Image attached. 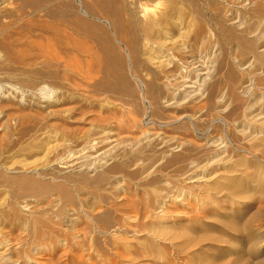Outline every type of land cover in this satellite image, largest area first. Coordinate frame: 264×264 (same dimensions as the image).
Segmentation results:
<instances>
[{
  "label": "bare ground",
  "instance_id": "1",
  "mask_svg": "<svg viewBox=\"0 0 264 264\" xmlns=\"http://www.w3.org/2000/svg\"><path fill=\"white\" fill-rule=\"evenodd\" d=\"M141 1L0 5V156L24 157L0 158V264H44L36 257L47 250L58 256L50 264H174L165 244L174 248L177 241L188 251L176 262L188 264L192 248L215 239L193 225L166 227L175 218L168 208L190 198L203 207L223 192L237 194L220 187L239 171L240 160L229 154L233 141L238 153L264 147V120L249 117L255 107L241 100L264 82V0H258L257 20L240 22L244 56L250 53L260 64L240 70L241 85L238 72L229 73L223 79L228 88L214 81L210 64L188 66L175 81L158 82L161 61L152 60L168 39L173 44L188 15L181 1L172 0L142 21ZM183 1L191 13L212 3ZM210 20L220 41L233 45L231 29ZM13 102L19 114L4 115V121L3 108ZM214 119L235 137L198 136L199 128L210 135ZM58 135L68 144L54 161H31ZM180 164L193 176L176 195L162 178L167 167ZM222 167L229 171L209 177ZM198 172L203 176L188 187ZM148 186L155 187L154 204ZM191 215V224H199L198 210ZM15 232L35 238L36 249L15 258L23 246L11 243Z\"/></svg>",
  "mask_w": 264,
  "mask_h": 264
},
{
  "label": "rangeland",
  "instance_id": "2",
  "mask_svg": "<svg viewBox=\"0 0 264 264\" xmlns=\"http://www.w3.org/2000/svg\"><path fill=\"white\" fill-rule=\"evenodd\" d=\"M171 1L142 0L138 9V16L142 21H147L158 15L166 8V4ZM180 1L179 8H182L183 13L188 15L185 19L183 30L173 37L175 39L173 44H170L168 39L166 41L168 46L162 47L163 52L158 53L156 57L151 56V58L154 57L152 61H161L155 70L159 75L158 82L163 84L171 80L175 81L188 66L202 68L206 64H210L215 69L214 81L219 82L222 87L228 88V84L223 79H226L232 71L238 72L240 82L236 84L241 85L240 70H243L248 65H258L260 60L254 58L250 53L244 56L246 52V37L241 32L243 25L240 22L257 20L258 16L255 10L261 2H258V0H212L209 7L205 4H199L196 12L191 13L192 9L189 6V2ZM4 2L18 4L21 3V0H0V5ZM212 18L220 19L226 28L231 29L234 34L233 45L224 44L220 41L215 31V23L210 20ZM233 23H237L238 28H233ZM182 31L185 32L184 35L181 33ZM149 35L150 32L148 31ZM260 41L262 40L257 39L258 44ZM148 44L152 46L149 41ZM162 55L167 57L165 58L164 56L163 58ZM167 76H169V80L166 79ZM146 79L148 83L153 81L151 72H148ZM258 83L247 96L241 97V100L247 102L248 99L250 107H255L249 117L252 118L255 115L264 120V82L260 81ZM225 92L229 96V90ZM238 95L240 96L239 93ZM17 103L13 102L5 106L2 117L4 118V115L6 118L18 115L19 105ZM241 119L244 120L245 117ZM214 120L211 123L212 131L210 135H207L203 128L197 129V135L202 137L203 140L213 137L225 139V136L229 134L231 139L235 137L232 132L229 133V126L217 119ZM242 129L244 128H239V130ZM89 130L90 128L85 129L84 132H90ZM51 140L52 142L45 149L38 151V154L31 161L41 164L47 161H54L61 153L63 147L68 144L62 140L60 135L56 139ZM237 140L241 141L240 138ZM28 141L26 140L25 143ZM200 141L203 142L202 139ZM258 142L260 141L255 142L253 147ZM237 143L233 141V147L230 149L229 154L234 161L240 160L235 165L239 171L231 179L232 182L227 185L224 183L220 186L237 194L223 192L209 201V205L203 207L194 204L197 200L190 198L191 202L189 204L184 203L185 205H183L179 203L168 208L175 214V218L166 222V227H179L182 225L190 227V225H193L195 232L204 231L215 235V239L203 242L200 246L191 249V260L188 261V264H264V147L259 146L261 145L259 143L258 147L251 151L238 153L235 150L238 148ZM16 155L6 153L0 158L1 160H12V158L20 160L24 158ZM228 171L229 168L222 167L217 172L209 175V177L220 176ZM190 176H193V174L188 172L187 164H180L174 167H167L162 180H168L172 189L174 186L173 192L178 195L179 190L184 186V180ZM202 176L203 174L198 172L194 175V179L191 181L187 180L189 183L188 187L191 186L190 183L197 182ZM192 193L193 195L198 193L200 198H204V195H206L204 191L194 190ZM241 193L245 199L236 197V195ZM156 195L155 187L148 186V200L152 204L155 203ZM195 209L198 210L199 224H191V219L193 218L191 211ZM80 228H86V225H81ZM14 235L15 241L11 242L13 245L18 242L23 243L22 249L15 251L17 252L13 255L15 258L23 255L24 251L36 249V241L33 240L35 238L22 237L24 234L20 232H15ZM165 245L167 246V258L171 259L174 264H177L176 257H185V252L188 251L185 248H180V242L178 241L174 244L176 245L174 248L170 247L172 244ZM47 251L40 253L36 257L44 264H50V259L58 257ZM148 262L152 263V261Z\"/></svg>",
  "mask_w": 264,
  "mask_h": 264
}]
</instances>
